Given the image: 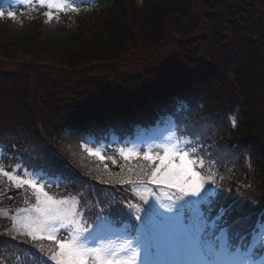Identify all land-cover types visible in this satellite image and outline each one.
<instances>
[{
    "label": "trees",
    "instance_id": "1",
    "mask_svg": "<svg viewBox=\"0 0 264 264\" xmlns=\"http://www.w3.org/2000/svg\"><path fill=\"white\" fill-rule=\"evenodd\" d=\"M237 1L234 13L230 7L222 13V2L211 0H141L138 7L134 0H102L80 8L74 15L55 16L48 25L34 17L14 34L0 30V54L8 57L11 48V58L0 63L1 86L22 96H32L38 90L45 107L41 111L40 102L28 101L18 109L19 101L14 97L3 103L0 141L9 137L16 142V137L25 133L36 150L33 162H47L48 169L62 171L61 164L67 160L74 168L70 175L75 194L84 200L83 206H106L112 200L118 201V206L135 203V197L126 192L133 187L127 181H136L138 173H150L151 168L146 163L113 165L110 161L105 171V163L90 156L81 158L82 154L74 149V137L140 127L148 119L146 110L137 104L141 96L151 90L155 102L160 101L166 96L168 83L203 86V110L210 112L222 101V89L214 85L222 84L217 70L222 68V56H228L235 45L233 39L223 42L222 32L226 23L237 29L238 9L246 0ZM248 44L239 51L245 61L253 56ZM207 55L214 60V69L209 68ZM235 73L248 92L238 127L230 133L208 134L213 145L228 141L239 147L252 146L256 187L235 184L241 181L235 179V172L231 173L217 186V193L228 199H221L211 213L214 216L216 208L227 206L233 198L237 202L230 204L236 209L223 223L242 217L249 209L250 220L242 217L229 228L233 236L241 230L247 233L256 217L264 214V114L256 110L260 101L251 91L250 69L240 67ZM49 142L57 144L63 159ZM230 157L222 170L241 165L238 154L231 153ZM121 180L125 183L118 182ZM116 185L122 186L125 194L118 192L119 187L112 188ZM90 186L93 190L89 192ZM116 192L124 196L122 200L117 199Z\"/></svg>",
    "mask_w": 264,
    "mask_h": 264
},
{
    "label": "snow or ice",
    "instance_id": "2",
    "mask_svg": "<svg viewBox=\"0 0 264 264\" xmlns=\"http://www.w3.org/2000/svg\"><path fill=\"white\" fill-rule=\"evenodd\" d=\"M36 3L49 9L55 7L60 11H78L67 0H36ZM4 15L0 11V17ZM44 15L51 19L53 14L48 11ZM7 16L16 19L13 11H8ZM174 107L178 112L186 105L178 98ZM170 119L163 118L165 121ZM232 122L235 125V117H232ZM191 144V141L181 138H165L159 143L148 144L146 148L140 145L145 148L142 152L136 146L118 149L125 161L141 158L151 168L150 173L146 170L142 175L138 173L136 181H127L133 186L134 195L148 205L143 209V216L139 215L142 211L140 205H128L135 209L136 219L141 221L131 228L136 234L134 239H127L124 235L105 239L96 235L94 229L89 230L91 226L87 225L77 210L78 201L56 199L45 191V184L51 181L45 180L44 175L35 171L17 175L19 165L7 171L0 163V178L6 177L10 185L17 189L27 186L35 199V203L19 209L16 215L10 217V232L13 236L20 235L31 241L51 242L47 249L42 243L35 245L40 253H47V259L31 249L24 250L26 255L35 258L36 264H48V261H54L55 264H264V259H256L258 254H264V241L257 247V240L264 235V223L256 230L257 234L250 236L248 242L239 246V249L232 243L229 228L220 227L219 223L231 215L236 206H220L215 209L216 215L211 216L221 199L228 198L211 187L215 184L214 176L204 173V161L197 158V149ZM81 147L89 156L101 162L110 160L113 165L117 163L112 156L102 155L99 149L87 144ZM153 148L162 151H153ZM104 170L108 171L107 163L104 164ZM64 179L70 182L68 177ZM118 182L125 183L123 180ZM149 185L161 187L162 193L165 188L175 190L168 196L169 203H160L164 212H159L149 203L150 197L156 196ZM112 214L127 215L122 209H115ZM154 217H160L159 222ZM104 219L108 222L107 218ZM243 219L250 220L251 216H244ZM123 228L127 234L129 225ZM62 233L67 238H58Z\"/></svg>",
    "mask_w": 264,
    "mask_h": 264
},
{
    "label": "rangeland",
    "instance_id": "3",
    "mask_svg": "<svg viewBox=\"0 0 264 264\" xmlns=\"http://www.w3.org/2000/svg\"><path fill=\"white\" fill-rule=\"evenodd\" d=\"M254 12H256V10L254 9ZM262 17H263V21H264V14L262 15ZM250 28V27H249ZM264 35V34H263ZM263 47H264V43H263ZM2 55L0 54V57H1ZM263 68H264V63H263ZM229 71H228V73H226V77H228L229 76ZM261 89V88H260ZM260 90H258L256 93H258ZM237 94H238V92H236ZM261 95L262 96H264V88H262L261 89ZM165 138H169V139H175V138H177L176 136H175V133L173 134V135H159L158 137H153V130L152 131H150L148 134H146V135H144L143 133H140V134H138L137 136H135L132 140H131V142L129 143V145L128 146H120V147H115L116 148V153H117V155H119V153H118V149H120V148H130V147H133V146H136L141 152L143 151V150H145V148L147 147V145L148 144H150V143H159L162 139H165ZM112 143H114V142H112ZM117 143V142H116ZM122 144H125V143H122ZM140 145H144L145 146V148H141L140 147ZM100 151H101V153H102V151H103V149L102 148H100L99 149ZM153 151H162V149H159V148H153ZM1 154V153H0ZM120 156V155H119ZM197 170H200V169H197ZM45 180H50L51 182L50 183H47V184H57V182L55 181V180H53V179H49V178H45ZM8 181V180H7ZM207 186V185H206ZM122 232V231H121ZM119 232V231H116V234H115V237H114V239H116L117 238V236H120V235H124V237L125 238H127L128 239V234H125L124 232Z\"/></svg>",
    "mask_w": 264,
    "mask_h": 264
}]
</instances>
